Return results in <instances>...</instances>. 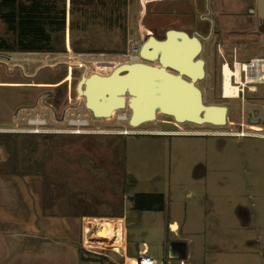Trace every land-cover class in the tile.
<instances>
[{
  "label": "rangeland",
  "instance_id": "1",
  "mask_svg": "<svg viewBox=\"0 0 264 264\" xmlns=\"http://www.w3.org/2000/svg\"><path fill=\"white\" fill-rule=\"evenodd\" d=\"M255 3L256 0H129L125 42L121 41L117 31L91 27L84 33L86 38L96 47L108 51L76 54L71 47L70 0H67V27L64 36L55 38L57 52H0L3 63L0 64V81L19 83L12 85L15 87H0V128H11L9 115L13 113L14 116L24 106L48 112L46 107L53 105L61 116L67 110L91 115L85 110L84 95L89 109L100 117L92 122V127L109 133L44 135L38 136L40 142L13 141L28 149L9 154L13 162L11 172H23V177L30 182L27 187H13L23 190L24 196L27 192L30 196L35 195L37 191L39 205L46 206L44 242L55 239L54 248L49 246L54 250L47 244L45 258L41 257L40 249L36 250L41 257L36 258L37 262L124 264L122 251L115 252L111 243L105 239H89L92 234L88 236L87 228L91 224L83 216L103 217L123 209L130 211L135 195L162 194L165 197L163 212H142L140 218L136 213L131 215L130 251L136 253L137 243L144 241L149 245L153 259L164 264L166 243L178 239L187 242L196 263L264 264V123L252 122L248 114L254 111L264 115V82L260 80L259 68H251V73H242L243 82L251 77L256 78L257 84H247L238 99H222L219 93L222 74L220 71L216 84V56H212L211 50L217 25L226 32L222 33V40L238 22L242 27L247 25L254 38L260 37L256 14H250L255 11ZM171 30L198 36L205 47L204 57L210 64L206 80L200 83L204 123H177L176 127L170 124L175 123L171 118L160 114L155 121L131 127L132 113L128 108L111 112L114 88L105 84L100 76H111L123 65L141 64L131 62L136 49L142 48L150 37L164 41ZM0 38H11L1 17ZM240 38L235 45L225 38L227 42L223 43L227 46L220 54L218 72L228 64L235 67L237 63L250 65L253 60L260 64L262 60L264 62L262 42L253 45L251 50L232 52L231 49L244 42V36ZM100 59L109 62L102 66L108 67L102 69L103 74L93 63ZM15 65L18 66L14 69ZM41 66L44 68L38 70ZM83 79L85 81L80 83ZM69 90L72 104L68 101ZM219 114H226L229 123L210 119ZM125 117L127 119L120 120ZM120 131H127L129 135L120 136ZM151 132L163 135H138ZM169 132L204 133L206 136H166ZM0 145H4V140H0ZM36 146L41 149L39 153ZM42 158L44 160L40 161ZM2 160L4 155L0 156V162ZM2 164L0 172L5 170V164ZM32 173H38L36 179L32 178ZM50 201H56V211L47 207ZM32 212L36 213L31 208L20 212L30 220L29 227L32 226ZM168 214L180 222L181 231L177 236L167 226ZM247 216L252 219L244 226L242 219ZM92 222L100 227L103 223L116 224V221L105 220ZM99 230L96 226V237ZM172 231L177 232L178 226L173 225ZM13 252L21 256V250Z\"/></svg>",
  "mask_w": 264,
  "mask_h": 264
},
{
  "label": "trees",
  "instance_id": "2",
  "mask_svg": "<svg viewBox=\"0 0 264 264\" xmlns=\"http://www.w3.org/2000/svg\"><path fill=\"white\" fill-rule=\"evenodd\" d=\"M128 6L129 0H70V36L74 52L104 54L108 51L86 38L84 33L91 27L117 31L125 42ZM67 14V0H0V17L11 35L9 39L0 38V52H57L55 38L64 36ZM164 199L162 194H137L132 198L133 209L163 212Z\"/></svg>",
  "mask_w": 264,
  "mask_h": 264
},
{
  "label": "crops",
  "instance_id": "3",
  "mask_svg": "<svg viewBox=\"0 0 264 264\" xmlns=\"http://www.w3.org/2000/svg\"><path fill=\"white\" fill-rule=\"evenodd\" d=\"M13 60V59H12ZM2 63V62H1ZM3 64V63H2ZM5 65H7L5 63ZM3 66V65H2ZM18 65L14 66V69ZM11 71V70H10ZM19 85V83H12L11 81L8 82H2L0 81V87L6 88L4 86L9 87H15L12 85ZM42 84V83H38ZM37 84V85H38ZM10 118H13V113L9 115ZM4 129V128H0ZM109 134V133H108ZM120 136H128V135H121V133H118ZM139 134H156V135H163L158 133H139ZM41 137L36 136H16L13 134H4L0 133V140H4V145H0V156L4 155V160L0 162L5 164V170L0 172V264H42L41 262H37L36 258L41 259L45 258V248L52 245H55V239L53 237L52 242L45 243L44 242V211L45 207L39 205V194H37V191L35 192V195H29L27 192V196H24L22 194L23 190H16L14 189L13 185H20L27 187V185L30 183L27 179H25L23 176V172L12 173V160L9 156L10 153L13 152H19L23 153L24 149L26 148L24 145V148L22 145H15L13 143L16 142V140H24L30 142L31 140L34 141H42L40 140ZM38 145V144H37ZM39 146H36L37 153H39L38 149ZM10 157V158H9ZM8 158V159H7ZM22 162L24 161L23 157L21 158ZM44 160V158L40 159ZM21 161V160H19ZM12 162V163H11ZM16 163V162H14ZM10 167V168H9ZM29 175V174H28ZM32 178H37L35 176H38V173H32ZM27 181V182H26ZM28 183V184H27ZM19 187V186H18ZM17 187V188H18ZM35 197V198H34ZM33 202L31 205L28 203ZM56 205V201L48 202L47 207L52 209L53 211L56 209L54 206ZM33 209L36 213H31L33 217H30L32 220V226L29 227L30 220L28 217L23 216L20 212H24L27 210ZM125 209L114 212L113 214L99 217V216H83V218L87 219V221L90 224H93L92 221L94 220H105V221H112L116 223L121 222L123 225L124 230V240H122L123 246H122V257L124 258V264H128L129 262L137 260L139 255L143 252H146L148 256L153 258L150 255V247L149 245L142 241L137 243V251L136 253H133L130 251L129 247V221L131 215L134 213L138 214V218H140L139 215H142L140 211L130 212V211H124ZM56 211V210H55ZM59 212V211H58ZM154 213H160L157 211H153ZM15 213V215H14ZM147 214H150V212H147ZM54 220V215L51 216ZM252 218L247 216L245 219H242V224L244 226H247V224H250V221ZM177 225L178 231L173 232L172 226ZM167 226L169 230L177 236V234L181 231L180 222L173 217L172 214H168V220H167ZM250 227V226H249ZM125 228V229H124ZM88 231V228H87ZM90 234H88L89 236ZM181 237V236H180ZM186 238H189L186 236ZM59 242V241H58ZM124 242V243H123ZM59 245V244H58ZM50 248V247H49ZM50 248V249H52ZM41 250L40 255L39 253L36 254V250ZM48 249V248H46ZM14 250H21V256H16L19 252H13ZM54 250V249H52ZM2 255V256H1ZM16 256V257H15ZM36 261V262H35ZM157 262V261H156ZM158 264V263H157ZM164 264H203V263H196L192 259V255L189 252L188 244L185 241L178 240L167 242L165 246L164 251Z\"/></svg>",
  "mask_w": 264,
  "mask_h": 264
},
{
  "label": "water",
  "instance_id": "4",
  "mask_svg": "<svg viewBox=\"0 0 264 264\" xmlns=\"http://www.w3.org/2000/svg\"><path fill=\"white\" fill-rule=\"evenodd\" d=\"M257 14L259 21L264 22V0H257ZM150 42L154 44V50H156L157 54L148 59L159 60L162 65L161 69L151 68L149 66L139 64L132 66L123 65L115 70L109 78L104 79L105 81L108 79L120 81V86L117 90L115 88V92L122 93L126 99L119 100L122 107L118 110L128 108L132 112V119L130 121L131 127H133L136 115L138 118L139 111L147 104L151 106H148L150 111L147 110L149 113V119L146 120V123L148 121H155L156 113L161 111L164 112L165 116L173 117L176 122L180 124H202L199 115L202 113L203 98L201 92L195 86V83L198 78L204 77V63L202 61H194L198 52L201 50L199 41L196 38H190L184 32L171 30L167 32L166 39L164 41H159L151 37L149 42L143 45L142 52L148 50ZM189 43L190 45H194V48L188 53L187 45ZM181 55L182 57H185V61H180L179 57ZM170 66L178 70L180 75L177 76L166 72V69ZM139 67L147 69L148 71L151 70V72H154V75L160 72L165 73L164 79H162L161 82L154 79L155 84L157 85V90H153V92L151 91L154 87V83L151 88L148 80H146V83L142 84V91H139L138 88L136 89L133 81L135 78V72H137ZM194 68L196 70L195 75L192 73ZM183 75L191 81L182 79ZM83 81H85V79H83L80 83ZM176 88L181 89L183 94L178 92L179 89ZM105 89L109 90L108 87H105ZM78 91L80 92L79 89ZM140 92H142V94H140ZM82 97L86 98L84 95H82ZM88 103L86 104L88 110H90L96 118H100L96 115L95 111L89 109ZM249 114L252 117V122L264 123V115L258 114L254 111H250Z\"/></svg>",
  "mask_w": 264,
  "mask_h": 264
},
{
  "label": "built area",
  "instance_id": "5",
  "mask_svg": "<svg viewBox=\"0 0 264 264\" xmlns=\"http://www.w3.org/2000/svg\"><path fill=\"white\" fill-rule=\"evenodd\" d=\"M136 54V53H135ZM101 55H99L100 57ZM137 58L135 55L131 59V62H136ZM95 66H97V69H108V67H102L103 65H109V62L104 61L103 59H100L98 61L93 62ZM1 64V61H0ZM16 66V65H15ZM51 67V66H50ZM44 66H41L38 70L43 69ZM99 72H103L99 71ZM103 74V73H102ZM37 75V74H36ZM77 93V97L78 92ZM68 101L69 104H72L71 102V93L69 90L68 93ZM83 101L85 102L86 106V100L83 98ZM48 112H44L41 108L36 110L35 108H29V107H21L19 108L15 115L12 118V127L6 128V129H0V133L4 134H15V135H31V136H48V135H65V136H92V135H103L108 134V132L104 130H97L92 127V122L96 120V117L92 114L90 110L85 107V110H87L91 115L84 113V112H78L77 110H67L66 114H62L61 116L53 107V105H49ZM77 111V113H76ZM95 117V118H94ZM127 119L121 118L120 120ZM121 135H128L129 132L120 131ZM118 224V222H117ZM96 226L101 228L100 225L91 224L90 229H88L87 234L90 235L91 238H89L91 241L93 240V236H95V229ZM100 241L99 239H97ZM95 240V241H97ZM109 243L108 241H106ZM111 248L117 252L121 253V249H118L112 245H110ZM135 264H157L156 260L148 256L146 252H143L139 255L137 260H135Z\"/></svg>",
  "mask_w": 264,
  "mask_h": 264
},
{
  "label": "bare ground",
  "instance_id": "6",
  "mask_svg": "<svg viewBox=\"0 0 264 264\" xmlns=\"http://www.w3.org/2000/svg\"><path fill=\"white\" fill-rule=\"evenodd\" d=\"M149 47L154 48V44L152 42H150L148 48ZM187 48H188L187 51L189 53L194 48V45H192V44L190 45V43H189L187 45ZM146 56H150V55L149 54H145L144 57H146ZM151 57L152 56H150V58ZM179 59H180V61H185V57H182V55L179 57ZM253 61L254 62L251 65H248V64H244L243 65V64H238L237 63L234 69H232V67H230L228 65H225L224 66L223 73H222V82H223V90L222 91H223V95H224L223 97L225 99H228V100L229 99L230 100L231 99H238L240 97V94H241L242 90H243L242 88L246 87L247 84L256 83L254 81V79H256V78L252 79L251 77L247 78L248 81L244 83L243 80H242V78H241L242 73L244 71L247 72V73H249L250 70H251V68H254L255 69V67L257 66L259 68V71H260V75H259L260 80L262 81V83L264 82V67H262V64L264 66V62H261L262 64H260V63L256 62L255 60H253ZM141 64L142 65H147V66H149L151 68L161 69V67L150 66V65L145 64V63H141ZM188 71H189V69H188ZM195 71L196 70L194 68L192 70V73H194V75H195ZM166 72H168V71L166 70ZM93 73L96 74V75H98L96 72H93ZM183 73H185V72H183ZM143 74H144L145 79L148 80V82L150 83L151 88L153 87L152 84L154 83V87H153L154 89L153 88L151 89L152 92H153V90H157V85L155 84V80L156 79L157 80L158 79H161V80L164 79V75H161V74H157V75L155 74L156 76L154 75V73H151V74H149V73H142V75ZM100 77L105 82V84L110 85V86H112L114 88V100H113L112 106L110 107L111 112H113V110H118L120 107H122V105H121V103H120L119 100L126 99V97L122 93H116L115 92V88L117 90L119 88V86H120L119 85L120 81L119 80L117 81L115 79L114 80H111V79L109 80L108 79V80L105 81L104 79H107V78L110 77V75H108V74L107 75H101ZM252 77H254V76H252ZM136 78H137V76H136V72H135V78H134V81L133 82L135 84L136 89L138 88L139 91H142V83H138V81H137L138 78H137V80H136ZM182 79H184L183 76H182ZM85 89L86 88L84 86V90ZM176 89H179V88H176ZM178 92H180V93L183 94V91L181 89H179ZM140 94H142V92H140ZM143 95H144V93H143ZM143 101H144V98H143ZM202 105H203L202 106V113H203V111H204V102L203 101H202ZM145 106H143L142 109L139 111V113H138V116L139 117L138 118H137V115H136V119L134 121L133 127H139L142 124L146 123V120L149 119L148 118L149 117V115H148L149 113H148L147 110L150 111V108L148 109V106L150 107L151 105L147 104ZM202 113H200V115H199L200 118L202 116ZM157 114L158 113H156V119H157ZM159 114H164V112L159 111ZM131 119H132V117L130 118L129 122L131 121ZM210 119L213 120V121H215V122H217V123H224V124H228L229 123L228 116L226 114L215 115L213 118H210ZM201 121H202V123H204V120L203 119H201ZM200 125H202V124H200ZM88 229H90V227ZM93 238H96V239H105L106 241H108L109 243H111L112 246H114V247H116L118 249H121L122 246H123V244H121V243H122V240H124L123 225H122L121 222H119L118 224L116 223L114 226L108 225L107 223H103L102 226H101V228H100V230H99V232H98V234H97V237L95 236ZM128 264H135V261L129 262Z\"/></svg>",
  "mask_w": 264,
  "mask_h": 264
},
{
  "label": "flooded vegetation",
  "instance_id": "7",
  "mask_svg": "<svg viewBox=\"0 0 264 264\" xmlns=\"http://www.w3.org/2000/svg\"><path fill=\"white\" fill-rule=\"evenodd\" d=\"M252 13H255L256 14V18H257V29L260 30V32H258V35L261 38L260 37H259L260 39L259 38H254V36H253L254 34L252 33V30L249 29V27L247 25H244V27H242L243 25H241L239 22L237 24H234L232 26V30H230V32L228 33V36L225 37V38L228 40L229 43H232L233 45H235L236 42H237V39H239L240 37L244 36V40H243L244 42L243 43H240V45L238 44L239 47H235L234 50L231 49V51L234 52V53H236V54H237V50L238 49L239 50H242L243 49V51H248V50H251V48H252L253 45L258 44L259 42H262V44L260 46L261 47H264V22H260L259 19H258V14H257V0H256V3H255V11H251L250 14H252ZM202 24H203V22H202ZM202 27L203 26H201V28ZM216 28H217V30L214 31V33H213L214 42H213V46H212L211 50H212V56H216L215 59H214V62H215V66H214V82H216V84H218V75L220 74V71H221V74L223 73V70L222 69L224 68V67H222L221 70L219 68V72H218L217 69H218V67H220V66H218V63L220 62V54L222 53L223 47H226L227 46L223 42L226 43L227 40L225 38H224V40L221 39L223 37L222 33H226V32H223L219 25H217ZM184 33H186L190 38H196L199 41L200 46H201V50H200V52H198V54H197L196 58L194 59V61L195 62L202 61L204 63V77L203 78H198L197 81H196V83H195V85L197 86V88L201 92L202 98H203V92H202V89L200 88V83L201 82H204L206 80L207 75H208V66H209L210 63H208V61L204 57L205 47L203 45L202 40L198 36L197 37H194V36L188 34L187 32H184ZM150 38L147 40V42H149ZM165 39H166V36H165ZM222 43H223V45H222ZM230 46H231V44H230ZM135 53H136L135 54V57L137 58L136 63H145V64H148L150 66H157V67H161L162 68V65H161V63H160L159 60H150V59H148V58H150V56H154V55L157 54L156 53V50H154V48L149 47L148 50L145 51V52H142V48H139V49H136ZM144 53L145 54H149L150 56L144 57L145 56ZM250 60H251V58H250ZM171 62H172V60H171ZM139 65H142V64H139ZM228 66L232 67V69L235 68L234 67V64H228ZM166 70L169 73H172L174 75H177V76L180 75V72L178 70L174 69L171 66L168 67ZM142 73H149V74H151V73H154V72H151V70L148 71L147 69H143L141 67L138 68V70L136 72V76H137L138 80H137V78H136V80L138 81V83L144 84V83H146V79L144 77V74L142 75ZM157 74H161V75H164L165 76V73H163V72H160V73H157ZM183 78L185 80H187V81H191L185 75H183ZM241 78L243 80V77L242 76H241ZM158 81L161 82L162 80L161 79H158ZM222 90H223V82H222V75H221V90L219 89V93L221 94L222 99L228 100V99H225L223 97L224 95H223V91ZM203 102H204V99H203ZM249 113H250V111H249ZM157 115H160L159 112H158ZM166 117L171 118L175 122V123L170 122L171 125H175L176 127H178L177 122H176V120L173 117H171V116H166ZM249 117H250V119H252V117H251L250 114H249ZM138 135H140V134H138ZM166 136H170V137H178V136L179 137L180 136L203 137V136H206V135H204V133H192V132L191 133L190 132L189 133L188 132H183V133L169 132Z\"/></svg>",
  "mask_w": 264,
  "mask_h": 264
}]
</instances>
